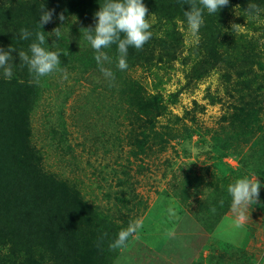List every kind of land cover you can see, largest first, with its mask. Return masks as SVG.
I'll return each instance as SVG.
<instances>
[{
    "label": "rangeland",
    "instance_id": "1",
    "mask_svg": "<svg viewBox=\"0 0 264 264\" xmlns=\"http://www.w3.org/2000/svg\"><path fill=\"white\" fill-rule=\"evenodd\" d=\"M76 2L60 0L53 17L81 4L79 12L94 26V13L107 0ZM142 2L148 8L150 40L141 50L128 48L127 69L106 67L115 75L122 72V90L111 87L113 83L98 66L91 76L92 68L83 70L77 64L85 57L82 47L79 56L63 59L66 49L53 50L52 40H46V50L60 53L67 79L53 73L37 83L27 67L25 80L35 85L33 97L39 101L35 111L28 113L33 128L30 139L43 149V164L49 171L64 172L73 183L80 182L91 199L97 186L111 184L117 189L118 177L126 183L120 187L122 196L134 189L143 198L144 206L131 217L142 226L107 264H231L232 260L264 264V88L251 94L254 87L264 86V11L251 19L235 12L209 14L205 9L204 24L193 36L183 15L188 5L169 10L167 16L160 12L166 1ZM39 18L40 11L24 28V17L12 18V26L3 32L0 17V48H19L21 29L33 33L21 39L24 45L18 50L29 55L36 32L58 40L69 33L53 19L41 27ZM233 23L242 26L238 32L232 31ZM54 28H59V38L52 33ZM111 46L116 48L111 64L117 65V45ZM10 55L15 58L14 51ZM239 57L247 62L233 66ZM241 66L247 68L243 75L236 71ZM31 101L24 97L16 102L25 106ZM150 122L156 123V139L146 137ZM53 127L65 131L56 142L48 140ZM84 136L106 139L108 146L97 144L96 150H87L93 147ZM143 139L145 154L140 147ZM134 150L138 157L131 156ZM115 163V169L123 166L126 172L115 170L114 175ZM243 177L257 178L262 186L259 203L248 205L237 227L238 215L231 209L227 187ZM113 213L122 214L123 207Z\"/></svg>",
    "mask_w": 264,
    "mask_h": 264
},
{
    "label": "trees",
    "instance_id": "2",
    "mask_svg": "<svg viewBox=\"0 0 264 264\" xmlns=\"http://www.w3.org/2000/svg\"><path fill=\"white\" fill-rule=\"evenodd\" d=\"M32 1L33 7L30 5ZM164 1L166 5L161 7L160 12L167 13V16L173 8L184 9L185 5H190L189 0H185L187 4H178L173 0ZM59 3L60 0H0V17L4 18L1 29L3 32L7 31L8 27L12 26L9 20L17 17L25 18L22 23L24 28L43 6L58 12ZM248 3H255L264 11V0H229L228 6L221 8L219 12L241 13V18L249 16L255 19L257 16H250L246 11ZM80 6L82 7L81 4ZM80 8L65 9L62 12L65 14L63 22L53 17L58 26L68 30L69 33L64 34L65 39L58 40L47 36L46 40H52L53 50L66 49V52H62L63 59L67 56H79L82 47L86 51L83 52L85 57L77 59L76 62L80 63L83 70L92 68L91 76H94L93 69L96 72L95 67L98 66L94 59L95 50L87 43L84 29L94 28L95 25H91L89 18L82 16ZM7 37L10 40L13 38L10 34ZM45 44L48 48L49 45ZM18 45L20 49L23 48L24 41L20 38ZM242 46L249 49L246 44ZM19 48H16L17 52L14 51L15 58L10 60L12 78L9 80L4 75L0 76V264H107L121 249H112L109 245L117 238L119 231L126 229L132 222L131 217L137 216L138 210L144 206L143 198L134 189H130L127 196H122L120 187L126 183L118 177L117 189L114 190L111 184L106 187L97 186L98 190H94L91 199L92 195L86 194V188H83L80 182L73 183L66 173L49 171L44 166L43 149L37 147L30 139L33 128L27 120L28 113L35 111L39 101L33 97L35 85L31 86L29 81L25 80L27 66L20 62ZM115 49L110 46L103 50L113 58ZM235 60L233 66H236L237 62H247V58L239 57ZM72 64L75 65V62ZM107 66L116 67L115 64L105 63L104 67ZM27 71L29 72L28 69ZM236 71L237 74L243 75L247 68L241 66ZM121 75L122 72L118 71L115 75L117 83L114 82L111 87L117 85L119 90L123 89L124 78H121ZM263 88L260 84L253 88L251 94L261 92ZM24 97L28 102L32 101L25 106L16 102L22 101ZM214 100L211 101L212 104L215 103ZM155 125L156 123L150 122L145 128L147 138H157ZM53 129L55 131L50 133L52 138L48 140L56 142L57 139H62L61 133L65 131L59 133V130L54 127ZM88 136L83 138L93 149L87 150H96L97 144L104 149L108 146L106 139L96 140L90 137L88 140ZM233 136L237 138L239 133L235 131ZM140 147L145 154L144 139L141 140ZM131 153L132 157L139 156L135 150ZM71 155H74L72 149ZM71 160L78 161L75 157ZM126 160H129V157ZM116 165L117 163L112 169L114 175H117L115 170L126 172L123 166L115 169ZM88 187L93 190L91 185ZM121 206L122 214L113 213L114 210L119 212ZM133 209H136V213L132 212ZM191 227L197 228L192 225ZM213 257L219 259L218 256ZM213 257L211 259H214ZM225 264H229L228 261ZM231 264H234L233 260Z\"/></svg>",
    "mask_w": 264,
    "mask_h": 264
},
{
    "label": "clouds",
    "instance_id": "3",
    "mask_svg": "<svg viewBox=\"0 0 264 264\" xmlns=\"http://www.w3.org/2000/svg\"><path fill=\"white\" fill-rule=\"evenodd\" d=\"M229 0H191L189 10L184 11L189 32L193 36H197L199 29L204 24L203 12L206 9L209 14L219 12L223 7L228 6ZM247 13L250 16H258L262 9L255 3H248ZM54 9H46L44 6L40 9L39 24L49 23L53 19ZM148 8L142 0H107L105 4L100 6L99 11L94 13L95 27L84 29L85 39L90 43L92 49L95 50L94 59L97 62L99 71L104 78L110 83L115 82V74L110 68L104 67L105 63H111V57L103 50L116 44L118 49V63L116 67L123 71L127 69L126 57L128 48L134 47L141 50L146 42L152 36L149 30L151 24L146 18ZM60 21L65 20V16L61 13L58 16ZM242 26L233 23L232 31L238 32ZM52 33L59 38V28H54ZM50 33V35L52 34ZM123 34V38L121 37ZM33 33L27 29H21L19 33L20 39L27 40ZM46 38L43 32L35 33V41L29 46V53L19 51V59L23 65L28 67L29 73L38 83L42 77L53 73H62L63 78L67 79V72L60 67V53L56 51L46 50L43 45ZM16 51L11 46L5 50L0 48V70L6 79H11L13 75L12 65L9 63L13 57L11 52ZM259 180L249 179L247 177L239 178L234 183L229 184L227 192L232 198L231 209L237 213V227L240 226L239 220L244 218V211L250 204L259 203V192L261 188ZM214 210V209H213ZM169 213L175 215L171 208ZM140 221L130 222L126 229L119 231L117 238L109 245L112 249H119L126 246L128 238L133 236L141 227Z\"/></svg>",
    "mask_w": 264,
    "mask_h": 264
}]
</instances>
